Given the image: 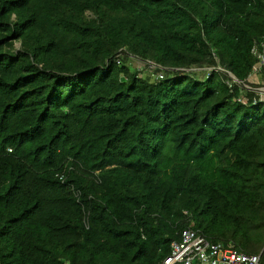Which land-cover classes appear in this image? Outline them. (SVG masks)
I'll use <instances>...</instances> for the list:
<instances>
[{"label": "trees", "instance_id": "obj_1", "mask_svg": "<svg viewBox=\"0 0 264 264\" xmlns=\"http://www.w3.org/2000/svg\"><path fill=\"white\" fill-rule=\"evenodd\" d=\"M263 35L264 0H0V264H163L186 228L264 263V102L227 83Z\"/></svg>", "mask_w": 264, "mask_h": 264}, {"label": "built area", "instance_id": "obj_2", "mask_svg": "<svg viewBox=\"0 0 264 264\" xmlns=\"http://www.w3.org/2000/svg\"><path fill=\"white\" fill-rule=\"evenodd\" d=\"M251 52L257 58L252 73L245 81L239 80L231 72H228L227 83L239 84L242 93L238 101L247 106L257 105L264 102V35L259 42L255 41ZM120 63V59L117 60ZM143 67L136 68L140 75L143 71L149 72L153 79L163 80L165 78L163 68L153 62L143 61ZM206 69L209 76L214 68ZM219 69H222L221 67ZM223 70V69H222ZM199 72V71H198ZM163 264H264L261 254H248L233 244L225 246L222 242H214L206 238L201 232L186 228L182 231L179 240L172 243L171 254L166 257Z\"/></svg>", "mask_w": 264, "mask_h": 264}, {"label": "rangeland", "instance_id": "obj_3", "mask_svg": "<svg viewBox=\"0 0 264 264\" xmlns=\"http://www.w3.org/2000/svg\"><path fill=\"white\" fill-rule=\"evenodd\" d=\"M143 61L142 60H139V59H137V58H132V59H130V64L133 66V67H135V68H137L139 65L141 66V67H143V64H141ZM139 68V67H138ZM197 71H199V77H204L205 75H206V69H204V70H201V69H198ZM143 74L145 75V74H149V72H147V71H143Z\"/></svg>", "mask_w": 264, "mask_h": 264}]
</instances>
